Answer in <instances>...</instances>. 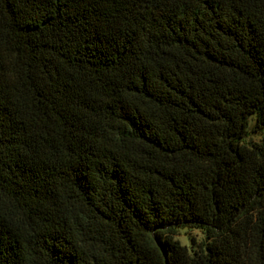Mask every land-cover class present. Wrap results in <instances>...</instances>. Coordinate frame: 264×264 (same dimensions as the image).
<instances>
[{"label": "trees", "instance_id": "1", "mask_svg": "<svg viewBox=\"0 0 264 264\" xmlns=\"http://www.w3.org/2000/svg\"><path fill=\"white\" fill-rule=\"evenodd\" d=\"M0 264H264V0H0Z\"/></svg>", "mask_w": 264, "mask_h": 264}, {"label": "rangeland", "instance_id": "2", "mask_svg": "<svg viewBox=\"0 0 264 264\" xmlns=\"http://www.w3.org/2000/svg\"><path fill=\"white\" fill-rule=\"evenodd\" d=\"M249 137L253 138L254 140H259L260 138L259 135L255 133L251 134ZM176 237L182 244L189 245L191 238H195L196 241H200L203 239V234L198 229L184 228L180 229L179 234Z\"/></svg>", "mask_w": 264, "mask_h": 264}]
</instances>
